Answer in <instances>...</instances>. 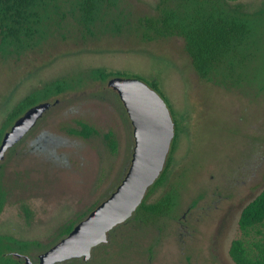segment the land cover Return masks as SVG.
<instances>
[{
  "label": "rangeland",
  "instance_id": "obj_1",
  "mask_svg": "<svg viewBox=\"0 0 264 264\" xmlns=\"http://www.w3.org/2000/svg\"><path fill=\"white\" fill-rule=\"evenodd\" d=\"M243 1L256 9L263 0ZM58 2L59 14L51 12L52 23L39 46L8 55L0 41V127L31 90L79 70L105 67L146 82L156 80L180 129L170 180L178 183V205L173 217L162 220L161 230L122 232L121 226L115 238L108 235L115 241L107 248L118 253L116 240L131 233L134 264H236L229 247L239 233L240 213L264 188V24L259 30L261 52L244 70L248 79L226 88L198 75L183 38L145 42L135 33H115L112 18L92 36L74 22L75 0ZM157 2L118 0L112 16L134 22L156 14ZM62 17V26L54 24ZM50 102L35 126L0 160L6 191L0 232L52 246L62 239L63 226L80 222L117 188L131 165L135 138L128 112L108 81L91 82ZM77 121L99 133L86 137L68 131L67 126L79 127ZM109 131L118 141L115 152L104 137ZM166 188H156L148 201ZM42 252L35 251L37 260Z\"/></svg>",
  "mask_w": 264,
  "mask_h": 264
},
{
  "label": "trees",
  "instance_id": "obj_2",
  "mask_svg": "<svg viewBox=\"0 0 264 264\" xmlns=\"http://www.w3.org/2000/svg\"><path fill=\"white\" fill-rule=\"evenodd\" d=\"M117 6L118 0H75L73 19L76 25L92 36L97 35L95 29L99 30L107 25L108 18H112L115 33H135L145 42L179 36L184 40V49L198 75L208 82L226 88L242 84L245 76L248 79L244 70L253 61L255 63L261 52L262 35L259 30L264 24V0L256 9L243 0H158L156 14L140 16L134 22L114 19L112 15ZM59 9L58 0H0V41L3 52L8 55H21L24 51L39 46L46 39L52 23L51 12L58 15ZM63 17L59 21H53L54 24L62 26ZM124 73L105 67H90L44 82L9 110L0 127V143L15 120L30 107L41 102L59 100L70 92L81 91L91 82H106L113 76L128 77ZM129 77L141 78L139 75ZM147 82L165 97L172 108L160 84L156 80ZM174 121L176 135L163 172L150 186L133 214L108 233L112 238L116 237L115 231L121 226L122 232L143 227L161 230L162 220L173 217L180 196L177 181H170L174 179L171 168L180 134L178 120ZM77 122L78 128L67 126V130L86 137L99 133L94 126L83 121ZM104 137L115 152L118 141L114 133L106 132ZM163 185H167L163 194L149 202L150 195ZM5 203L6 191L0 180V218ZM26 211L29 212V209L26 208ZM74 225L75 222H70L63 226L60 238L68 235ZM238 230V235L232 239L229 247L231 259L236 264H264V188L243 207L238 220ZM122 238L116 240L118 253L112 254L107 248L115 239H107L92 249V256L87 261L82 256H77L54 264H134L129 254L134 247L131 242L132 234L128 233ZM49 246L51 245H44L36 239H21L0 232V264H28L25 256L35 262V251H46ZM152 251L153 247L149 246L148 253Z\"/></svg>",
  "mask_w": 264,
  "mask_h": 264
},
{
  "label": "water",
  "instance_id": "obj_3",
  "mask_svg": "<svg viewBox=\"0 0 264 264\" xmlns=\"http://www.w3.org/2000/svg\"><path fill=\"white\" fill-rule=\"evenodd\" d=\"M108 85L119 94L134 126L131 165L110 196L75 224L68 235L40 253L35 262L25 256L28 264H54L77 256L87 261L92 249L133 214L165 168L176 135V123L165 97L139 77L113 76ZM50 106L51 102L38 103L15 120L2 138L0 160Z\"/></svg>",
  "mask_w": 264,
  "mask_h": 264
}]
</instances>
